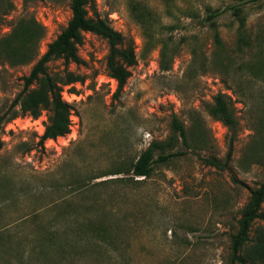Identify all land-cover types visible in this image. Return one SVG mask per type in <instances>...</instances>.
Here are the masks:
<instances>
[{
    "label": "rangeland",
    "instance_id": "1",
    "mask_svg": "<svg viewBox=\"0 0 264 264\" xmlns=\"http://www.w3.org/2000/svg\"><path fill=\"white\" fill-rule=\"evenodd\" d=\"M130 1L90 0L88 6L91 16L135 41L138 61L119 96L106 69L108 42L87 32L79 47L84 62L68 66L86 80L75 83V92H62L72 106L71 132L41 144L47 111L38 118L20 112L16 122L5 123L0 264L228 262L242 208L264 182V0H139L160 17L149 41L130 14ZM70 2L0 0L5 119L24 76L70 19ZM232 5L247 16L250 44L242 48ZM215 11L221 46L208 18ZM29 17L44 25L45 36L31 61L13 64L2 54L4 39ZM63 69L61 59L48 64L52 74ZM219 92L233 101L235 129L209 113ZM174 118L193 134L191 148L174 131ZM170 138L174 149L166 146ZM153 142L164 143L165 153L184 154L155 162L148 177L135 176L131 165ZM161 152L155 148L154 158ZM208 157L221 167L207 164Z\"/></svg>",
    "mask_w": 264,
    "mask_h": 264
},
{
    "label": "trees",
    "instance_id": "2",
    "mask_svg": "<svg viewBox=\"0 0 264 264\" xmlns=\"http://www.w3.org/2000/svg\"><path fill=\"white\" fill-rule=\"evenodd\" d=\"M89 3L90 0H71V17L66 26L54 40L48 43L45 52L34 64L29 75L24 76L23 90L12 103L11 116L6 119L0 116V149L4 145L2 133L5 123L20 116V112L38 118L43 111H47L44 132L39 137L41 144L47 139L65 136L71 131L72 106L63 99L62 92L68 87V91L73 93L76 91L75 83L86 80L84 75L69 70L68 66L70 63L81 64L84 62L79 54V47L83 44L84 34L87 32L100 35L107 40L109 51L106 69L109 76L117 82L114 96L117 97L121 94L131 76V67L138 61L135 41L132 37L126 36L112 27L107 19L97 14L91 16L88 8ZM230 8L232 16L238 24V46L242 48L250 44L247 16L242 6L232 5ZM129 11L132 18L141 25L144 40H154L155 26L161 24L158 13L139 0L129 2ZM217 13L219 14L216 11L208 13V18L211 20V26L215 29V42L221 46L220 34L214 19ZM44 36L45 27L35 17L20 18L12 27L9 37L4 39L5 46L2 54L13 64L29 62L37 54L38 45ZM162 47H164V43H162ZM55 59L63 61L62 73L52 74L48 71L49 62ZM36 82L37 86L33 87ZM18 105L19 109H16ZM209 113L232 129L238 125L233 101L227 93L219 92L214 96ZM173 128L182 137L185 146L191 148L193 145L190 143V139L193 134L189 135L185 126L177 118L173 119ZM166 146L169 149H174V138H170L166 142ZM155 148L162 150L156 159L154 158ZM232 148L233 142L231 141L228 156L231 155ZM164 151V143L153 142L131 165L130 169L133 174L148 177L152 174L155 162H166L175 156L184 154L181 150L166 153ZM204 161L209 165L221 167L215 157L205 158ZM6 200L5 198L2 201ZM258 220L263 223L253 228ZM227 264H264V182L251 189L250 196L242 208L238 229L231 236Z\"/></svg>",
    "mask_w": 264,
    "mask_h": 264
},
{
    "label": "built area",
    "instance_id": "3",
    "mask_svg": "<svg viewBox=\"0 0 264 264\" xmlns=\"http://www.w3.org/2000/svg\"><path fill=\"white\" fill-rule=\"evenodd\" d=\"M17 120H18V118H15V119H13L11 122H9L8 124L11 125V124H13L14 122H16ZM71 129H72V125H71ZM70 132H71V131H70ZM70 134H72V133H70ZM72 136L75 137L74 133L72 134Z\"/></svg>",
    "mask_w": 264,
    "mask_h": 264
}]
</instances>
